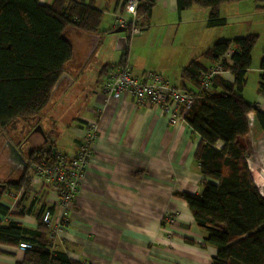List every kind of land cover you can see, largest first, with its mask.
Segmentation results:
<instances>
[{
	"label": "crops",
	"instance_id": "1",
	"mask_svg": "<svg viewBox=\"0 0 264 264\" xmlns=\"http://www.w3.org/2000/svg\"><path fill=\"white\" fill-rule=\"evenodd\" d=\"M53 1L41 0V3L50 6ZM125 2L95 0V7L103 12L99 26L101 41L89 58L91 37L74 29L67 31L74 55L64 73L73 82L64 81L54 92L55 101L44 109L49 110L57 99L79 87L83 96L76 114L63 124L56 122L63 132L59 133L53 126L47 132L43 130L45 137L40 132L29 134L28 129L36 123L42 125L43 110L23 137L18 138L16 130L8 138L13 143H22L26 159L34 147L51 148L52 145L56 154L73 155L85 134L86 121H97L98 135L90 164L69 214V225L59 239H52L55 250L85 264H212L217 248L205 245L206 234L198 228L187 203L176 197L177 193L201 195L203 192V176L195 159L200 136L182 119L173 124L166 112L138 105L130 94H124L121 99L106 97L102 88L109 75L107 70L103 71L118 66L128 51L125 63L135 77L154 72L178 88L196 91L197 85L182 77L183 69L217 41L250 32L223 38L226 36L209 29L208 10L193 7L180 13L177 0H157L150 18L141 26V33L130 37L126 51H118L119 35L110 33L118 28L116 16L123 13ZM231 6H222L226 20L229 15L240 14L237 7L227 9ZM139 22L141 25L143 17H139ZM254 34L260 40L253 49L243 96L264 113V94L258 87L264 43L261 32ZM235 51L232 47L231 53ZM94 60L97 75L83 82L87 66ZM199 62L205 68L212 66L202 57ZM221 77L229 84L234 83L230 71ZM97 109L101 110L98 114ZM248 122L250 132L243 142L249 151V168L264 188V165L259 160L260 155L264 156V131L254 112L249 113ZM60 141L61 151L57 149ZM8 170L11 178L5 182L18 181L22 174L10 167ZM31 181L29 194L21 190L3 195L2 204L9 208L3 224L15 221L35 230L40 210L56 209L55 193L43 182L35 178ZM12 195L20 198L17 200ZM18 204L25 212L33 207L32 213L18 217ZM25 252L17 246L0 245V264H17L24 259Z\"/></svg>",
	"mask_w": 264,
	"mask_h": 264
},
{
	"label": "trees",
	"instance_id": "2",
	"mask_svg": "<svg viewBox=\"0 0 264 264\" xmlns=\"http://www.w3.org/2000/svg\"><path fill=\"white\" fill-rule=\"evenodd\" d=\"M240 1L244 0H177V7L180 13L193 7L208 10V27L220 28L227 24L221 7ZM156 2L139 0L137 12L143 17L142 27ZM102 16L95 0H54L50 6L41 0H0V135L16 131L19 123L25 128L33 126L53 100L56 85L73 58L67 31L100 35ZM258 38L254 34L218 41L182 71L184 79L197 85L207 70L199 62L202 57L212 65L220 63L234 76L233 84L220 76L214 79L210 92L185 115L187 125L201 138L195 159L204 189L201 195L184 192L176 197L187 203L198 228L206 234L205 245L217 248L212 264H264V188L249 168V151L243 142L250 132L249 113L254 112L264 131V113L243 96ZM232 47L236 48L233 53ZM228 54L231 64L224 59ZM127 55L128 51L118 66L104 68L103 73L123 67ZM258 87L264 94V51ZM56 156L54 145L34 147L28 154L29 168L41 161L53 163ZM31 182L25 172L16 182L1 183L6 186L0 190V245H33L17 264H85L52 247L50 231L42 222L45 207L36 216L35 230L15 221L3 224L9 214V208L2 204L3 195L21 190L29 194ZM17 208L18 217L31 214L33 209L25 212L20 204Z\"/></svg>",
	"mask_w": 264,
	"mask_h": 264
},
{
	"label": "built area",
	"instance_id": "3",
	"mask_svg": "<svg viewBox=\"0 0 264 264\" xmlns=\"http://www.w3.org/2000/svg\"><path fill=\"white\" fill-rule=\"evenodd\" d=\"M138 6L139 0H126L123 13L116 16L117 27L125 28L130 37L139 35L142 31L137 12ZM225 57V61L231 64V59ZM225 72L220 63L212 65L198 79L196 91H188L174 86L154 72H146L137 78L133 75L130 66L125 63L123 67L108 73V79L102 90L106 97L113 99H121L124 94H130L138 105H149L166 112L170 121L176 124L181 119L185 121L186 113L197 100L210 92L213 80L218 76L221 77ZM99 112L101 110L97 109L96 113ZM84 133L75 154H57L53 163L41 161L27 169L30 178L43 182L57 196L56 209L45 208L42 213V222L50 231L51 239L54 240L59 239L69 225V214L74 209L97 139L96 119L86 121ZM12 196L17 200L20 198L17 195ZM20 248L32 249L33 245L23 242Z\"/></svg>",
	"mask_w": 264,
	"mask_h": 264
},
{
	"label": "rangeland",
	"instance_id": "4",
	"mask_svg": "<svg viewBox=\"0 0 264 264\" xmlns=\"http://www.w3.org/2000/svg\"><path fill=\"white\" fill-rule=\"evenodd\" d=\"M228 5H232V6L228 7L227 9H232L233 7H237L238 9H240L238 12L240 14L229 15L228 20H227L228 23L225 27H222L220 29L219 28H209V29H214L213 31H215L216 33H221L222 36H226L223 38H231L237 32H239L240 34L241 32H250V33H247L248 35L242 36V37H246L249 35H254L255 32L259 31L262 33L261 38H262V44H263L264 43V7L261 9V6H264V1L260 3L254 0H244L240 2H233ZM223 9L224 8L221 7L222 17H224ZM113 36L116 37V35H113ZM259 38L256 43V46L259 43V40H260ZM222 40H226V39H222ZM204 48L208 49V47H204ZM207 49H200V50H207ZM95 61L96 60H94L93 62L89 64V66H87L88 68L85 72L86 76L82 80L83 82L90 81L91 78L97 75V65H95L96 63ZM82 96H83V92L78 87L77 89L73 88V90H71L69 93L57 99L56 103L49 110H46V111L44 110L43 112L44 119H43L42 125H40L41 129L44 131L46 130L47 132L49 128L54 126L55 129L59 133L63 132L62 129L57 128L56 122L59 121L61 124H63L68 120H72L74 113L76 114V111L78 110V107H79L78 103L81 101ZM54 101H55V98L52 100V103ZM61 124L59 125L60 127H61ZM26 129L27 128H25L24 126L22 127L21 123L16 125L18 138L23 137V135L25 134V131H27ZM62 135L63 134H61V136ZM62 144L63 143L61 141L58 144L57 149H59V151H61V148L59 146H61ZM259 160L264 165L263 155L259 156ZM8 169H9V165L6 161V156H5L4 139H1L0 140V182L11 178L10 176L11 173L8 174V171H9ZM255 173L257 175V172Z\"/></svg>",
	"mask_w": 264,
	"mask_h": 264
},
{
	"label": "water",
	"instance_id": "5",
	"mask_svg": "<svg viewBox=\"0 0 264 264\" xmlns=\"http://www.w3.org/2000/svg\"><path fill=\"white\" fill-rule=\"evenodd\" d=\"M125 33H126V29L122 27H118L117 29H115L113 32L110 33L111 35H119V37L116 40V49L118 51H126L128 48L129 37L124 35ZM89 37H91V47L88 52V56H87L88 58L94 53V51L96 50V48L98 47L101 41V37L99 35H89ZM66 80L70 81V83L73 82L71 77L67 73H64L60 78L59 82L57 83L55 91L59 89L61 84ZM35 132H40L45 137V133L40 126H37L36 129H34V133ZM1 139H4L5 156L9 167L12 170H16L19 173L23 174L25 171H27L29 165L27 159L25 158V152L23 151L22 147L19 145L20 142L18 144L13 143L8 138L6 133H2L0 135V140ZM5 186H6L5 184H0V190H3Z\"/></svg>",
	"mask_w": 264,
	"mask_h": 264
},
{
	"label": "flooded vegetation",
	"instance_id": "6",
	"mask_svg": "<svg viewBox=\"0 0 264 264\" xmlns=\"http://www.w3.org/2000/svg\"><path fill=\"white\" fill-rule=\"evenodd\" d=\"M34 125H35V124H34ZM34 125H33V126H34ZM33 126H32V127H33ZM36 127H37V123H36V125L34 126V128L28 129L29 134L32 133V132L34 131V129H36ZM27 136H28V135H27ZM27 136H26V138H27ZM27 161H29V160L27 159Z\"/></svg>",
	"mask_w": 264,
	"mask_h": 264
}]
</instances>
